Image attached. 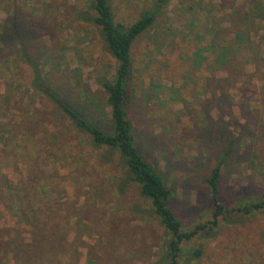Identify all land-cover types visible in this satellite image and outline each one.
<instances>
[{
    "label": "rangeland",
    "instance_id": "1",
    "mask_svg": "<svg viewBox=\"0 0 264 264\" xmlns=\"http://www.w3.org/2000/svg\"><path fill=\"white\" fill-rule=\"evenodd\" d=\"M86 1L0 0V25L10 21L16 10L30 26L39 27L33 40L43 52L40 67L45 80L59 87L87 118L102 125L109 120V109L97 80L110 78L116 62L105 50L98 29L76 19L77 12L86 10ZM151 2L110 0L113 19L130 23ZM236 4L250 8L244 0H167L153 25L131 45L128 118L137 144L171 189L170 204L183 230L210 219L203 176L216 162L219 146L197 144L188 130L194 120L201 125L197 110L204 93L202 78L225 74L210 72L204 64L203 58L211 57L208 25L219 23L221 37L232 36L228 5ZM259 13L264 16V10ZM249 30L258 44L259 57L264 58V19L254 20ZM246 49L250 60L244 64L243 76L227 88L230 105L222 116L226 122L220 123L236 135L238 148L221 166L219 184L226 207L264 190V129L239 133V124L244 123L240 91L248 83L255 86V93L245 97V108L264 125V66L256 68L252 48ZM196 51L199 59H195ZM15 64H20L18 58ZM10 67L0 78V149L17 146L19 153H4L0 172L12 183L35 186L37 181L31 180L27 170L29 157L20 152L27 150L23 146H30L29 155H39L35 163L41 175L34 205L50 202L46 238L62 232L64 245L54 246L49 239L51 244L43 245L42 250L39 245L33 247L30 226L18 222L0 202V264H152L164 250L168 235L158 218L146 212L148 201L138 194L134 183L119 189L121 174L115 160L101 163L79 138L74 142V133L60 127L58 133L51 106L30 85L26 68ZM209 110L214 121L218 113ZM166 133L169 145L161 135ZM244 147L248 152L241 156ZM71 153L75 154L72 161ZM213 235L184 243L200 246L201 255L182 256L181 263L264 264V209L240 217L238 223L220 221Z\"/></svg>",
    "mask_w": 264,
    "mask_h": 264
},
{
    "label": "trees",
    "instance_id": "2",
    "mask_svg": "<svg viewBox=\"0 0 264 264\" xmlns=\"http://www.w3.org/2000/svg\"><path fill=\"white\" fill-rule=\"evenodd\" d=\"M166 1L152 0L148 7L140 10L136 19L127 24L114 21L110 0H87L86 10L77 12L75 15L76 19L89 22L98 29L105 50L116 62L110 78L101 77L97 80L98 85L104 91L105 104L109 109V120L105 124L98 125L87 118L78 105L64 96L59 87L45 80L44 72L40 67L43 52L39 50V45L33 40L39 27L30 26L28 21L23 20L16 10L10 21L0 25V78L6 76L5 74L9 71L8 66H11V69L25 67L30 85L48 100L52 111L50 113H53L54 120L58 123V133H61L60 128L66 130L70 135L74 133L72 135L74 142L79 138L86 144L84 147L89 148V151L94 154L92 157L101 163H110L115 160L121 174L118 179L119 189L128 183H134L137 186L138 194L149 203L146 212L158 218L159 224L168 235L164 250L152 264H190L181 263L182 256L198 258L201 255V247L198 245L187 247L184 243L195 238H212L220 221L238 223L240 217L264 209V190L253 194L250 198L236 199L232 205L226 207L221 199L223 197L222 188L219 184L224 160L238 153L236 135L231 133V130L226 126L220 124L222 120L226 122L222 116L225 114L224 109H228L230 105L227 88L232 85L231 81L239 80L243 76L244 64L250 60L247 56L246 48L248 46L252 48L254 66L256 68L264 66V58L259 57L258 44L250 38L249 30L254 20L264 19V16L259 13V10H264V4L262 5L259 0H244L247 5H250L249 9H244V4H236L237 6L233 7L228 5L231 8L228 13L231 25L228 29L231 30L232 36L221 37L220 30L223 29V26L219 23L208 25L206 33L209 35L208 45L211 57L203 58L204 64L210 72L223 71L225 74L217 76L211 73L202 78L203 83L200 89L204 93L199 101V110H197L201 125L194 120L191 123L192 128L188 131L194 135L197 144L219 146V153L216 162L203 176L211 206L210 219L195 223L189 230H183L170 204L171 189L164 183L159 170L147 159L142 147L137 144L136 134L126 110L127 87L133 68L131 45L137 36L153 25L156 17L161 14ZM198 51H196L195 59L201 57ZM17 58L20 64H15ZM257 73H259L258 70ZM206 93L209 95L206 96ZM253 93H255V86L250 83L246 85L245 90L241 89L240 91L242 102L239 106L244 123L239 124V133L249 134L253 130L256 132V130L264 129L263 124L256 122L253 111L245 108L248 105V98L245 97H249ZM168 99H172V97ZM209 109H214L215 113H218L214 121ZM37 119L36 117L35 120ZM161 135L167 141L165 144L169 145L171 143L169 135L167 133ZM180 136L182 135L180 134ZM256 138L258 141V134H256ZM161 144L160 140L159 145ZM28 148L30 146H23V149L27 150L21 151L20 154L23 157H29L26 160L28 174L31 180L37 181L35 182L37 188L39 185L36 183L39 182L41 175L38 165L35 163L38 154L36 157L30 156ZM7 151L14 155L19 153L17 146H1L0 157ZM247 152L248 147H244L241 156ZM72 154L68 155L71 161ZM249 162L253 163V154ZM35 186L34 183L29 186L12 183L0 172V202L5 205L7 210L16 215L18 222L30 226L33 247L37 248L39 245V247L41 246L39 249L42 250L43 245H50L51 242L54 246L63 247L62 232L53 238H46L44 226L46 218L50 217L51 205L48 201H45L42 207L34 205ZM58 230L56 227V232ZM56 239L57 242H55Z\"/></svg>",
    "mask_w": 264,
    "mask_h": 264
}]
</instances>
